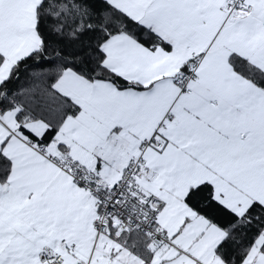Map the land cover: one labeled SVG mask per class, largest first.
I'll return each instance as SVG.
<instances>
[{
    "label": "snow or ice",
    "instance_id": "obj_1",
    "mask_svg": "<svg viewBox=\"0 0 264 264\" xmlns=\"http://www.w3.org/2000/svg\"><path fill=\"white\" fill-rule=\"evenodd\" d=\"M0 264H264V0H0Z\"/></svg>",
    "mask_w": 264,
    "mask_h": 264
}]
</instances>
